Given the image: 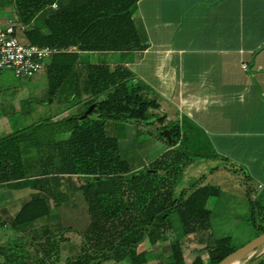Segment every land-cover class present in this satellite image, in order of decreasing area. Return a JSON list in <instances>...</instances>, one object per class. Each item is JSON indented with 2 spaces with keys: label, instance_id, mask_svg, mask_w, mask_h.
I'll return each mask as SVG.
<instances>
[{
  "label": "trees",
  "instance_id": "16d2710c",
  "mask_svg": "<svg viewBox=\"0 0 264 264\" xmlns=\"http://www.w3.org/2000/svg\"><path fill=\"white\" fill-rule=\"evenodd\" d=\"M135 1L0 0L1 6L13 7L14 16L28 25L23 32L26 42L74 49L50 58L46 67L48 93L55 94L70 77L73 98L79 101L85 94L86 107L94 104L85 118L41 121L0 136V185L35 190L21 204L12 225H28L48 218L53 208L69 206V194L80 190L68 187L71 176L108 175L114 184L111 191H80L89 218L83 230L70 226L57 234L45 232L39 240L34 239V255L27 252L25 242L0 243V264H101L105 260L145 264L148 251L140 249L144 243L162 264H216L238 248L229 236L211 239L208 233L211 209L207 201L220 194L217 185L198 182L178 197L174 195V184L192 160L185 146L184 120L161 126L169 130L168 144L172 147L139 170H132L121 157L118 138L108 131L110 121L163 120L155 112L159 108L157 97L151 96L149 87L127 68L91 63L81 56V52L144 47L132 17ZM92 113L94 118L89 117ZM254 202L259 210V200ZM174 213L179 217V231L171 221ZM4 224L0 216V227ZM71 231L81 238L79 252L61 262L65 233ZM263 231L258 225L256 235ZM203 234L207 236V259L197 255L187 262L183 241ZM165 242L169 253L164 255L160 250ZM249 264H264V254Z\"/></svg>",
  "mask_w": 264,
  "mask_h": 264
},
{
  "label": "crops",
  "instance_id": "0c3cea01",
  "mask_svg": "<svg viewBox=\"0 0 264 264\" xmlns=\"http://www.w3.org/2000/svg\"><path fill=\"white\" fill-rule=\"evenodd\" d=\"M132 17L144 44L142 49L81 52V56L97 57L91 63L123 66L145 83L150 95L158 99L159 108L155 112L163 118L161 122H149L152 125L159 128L168 121L184 120L185 146L192 160L174 184V195L178 197L191 185L201 182L202 177L187 185L179 184L196 159L212 156L224 160V166H215L212 172L232 171L229 165L235 164L246 179L256 176V188L249 187L247 192L260 203L264 194V0H136ZM86 96L83 94L79 103H84ZM108 127L119 144L121 131H114L110 123ZM124 128L125 133L127 126ZM161 137L163 147L152 160L132 163L124 158L132 170L146 167L172 147L168 144V129ZM106 176L74 175L67 185L70 190L83 188L84 183L75 181L84 177L85 190L89 191ZM109 177L112 183L107 184L112 186L108 190L111 191L114 184L112 176ZM34 191L29 186L0 185L3 227L23 234V226L14 227L12 220ZM57 217L53 208L45 221L58 224ZM65 237L67 242H63L66 246L62 249L78 254L79 251L71 248H80L81 240L72 232L65 233ZM72 237L77 243H68ZM40 238L27 240L25 248L29 254L37 253L34 239Z\"/></svg>",
  "mask_w": 264,
  "mask_h": 264
},
{
  "label": "rangeland",
  "instance_id": "374dc122",
  "mask_svg": "<svg viewBox=\"0 0 264 264\" xmlns=\"http://www.w3.org/2000/svg\"><path fill=\"white\" fill-rule=\"evenodd\" d=\"M13 16V7L1 6L0 4L1 24H4L8 18ZM23 35V32H17L19 41L25 43ZM87 56L89 57L87 58ZM84 59L96 62L97 57L86 55ZM70 80L69 77L55 94L50 95L48 93L46 69L28 78H18L10 69H3L0 72V135L17 131L41 121H54L66 116L80 117L82 115L80 112L84 109L86 110L89 106L86 107L84 103H79L80 100L78 101L77 98H73V92L68 85ZM89 117L94 118L95 113L90 114ZM137 123L135 120H128L126 122L110 121L112 127L114 125V131H121L118 136L120 139L119 150L121 157L132 161V163L140 159H146V161L152 160L163 147V142L160 141L163 140L161 134H165L166 132V128H157L156 124L152 125L149 122H142L141 124L140 122V127L138 128ZM125 126H127V132L124 133ZM108 129L110 130L109 127ZM122 134H124V137H122ZM195 161V165L186 170L179 184L187 185V183L202 177L200 183L217 185L221 189L219 196L210 197L207 201V207L211 209L210 227L208 230V233H211V239L229 236L232 245L235 247L245 244L256 236L258 225L264 227V194L261 197L260 203H258V210L257 203L252 200V196L250 197L247 192V188L249 187L256 188V176L251 175L246 179L242 173H239L238 167L235 164L229 165L232 171L219 170L218 172H212L211 168L215 166L220 167L224 164V160L220 157L216 159L211 156L209 159L199 158ZM249 167L251 168L248 164L247 170L250 171ZM108 181L112 183L111 177L106 176L104 179H101V182H96L89 191H108L112 187L108 186ZM75 182L78 184L84 183L83 188L72 192V194L70 193L71 195L69 194L67 198L69 206L63 205L56 210L58 214L57 220H59L58 224H49L45 221L46 218H41L36 220L32 224L33 226L31 223L27 225L28 227L23 226V234L18 233L11 227H1L0 243L20 245L24 242L27 243V240L30 241L32 237H43L45 232L57 234L61 229L70 226L76 231L83 230L89 220L80 192L86 188V179L83 177L76 179ZM171 221L173 228L179 231L181 225L177 213L171 215ZM41 222H45V225H40L42 224ZM76 231L71 232L79 241L81 238ZM74 237L70 238L69 244L77 243ZM206 243V234L199 237L192 235L185 239L182 243V248L186 254V261H192L197 255L206 260ZM63 245L66 246V243H63ZM73 247L71 248L73 251H79V248ZM140 249L148 251V260L145 264H162V262L154 259L153 251L147 243L142 244ZM160 252L164 255L169 253L167 242L164 243ZM261 254H264V245L258 247L252 255L242 258L236 264H249L252 258ZM61 255V262H63L67 256H72L73 254H69L67 250L65 252L62 249ZM101 264L127 263L126 261L114 263L112 260H105Z\"/></svg>",
  "mask_w": 264,
  "mask_h": 264
},
{
  "label": "built area",
  "instance_id": "2783aa9c",
  "mask_svg": "<svg viewBox=\"0 0 264 264\" xmlns=\"http://www.w3.org/2000/svg\"><path fill=\"white\" fill-rule=\"evenodd\" d=\"M52 7L56 4L53 3ZM27 27L16 16L8 18L4 24L0 23V72L10 69L16 77L28 78L46 69L53 55L74 51L70 47L20 42L17 32H24Z\"/></svg>",
  "mask_w": 264,
  "mask_h": 264
},
{
  "label": "water",
  "instance_id": "95a60500",
  "mask_svg": "<svg viewBox=\"0 0 264 264\" xmlns=\"http://www.w3.org/2000/svg\"><path fill=\"white\" fill-rule=\"evenodd\" d=\"M94 108V104H91L85 112L80 116V118H85L89 112ZM264 245V231L257 234L255 237H253L251 240L246 242L245 244L239 246L234 251L226 255L224 258H222L218 263L216 264H228L232 261L242 259L246 256H250L254 253V251Z\"/></svg>",
  "mask_w": 264,
  "mask_h": 264
},
{
  "label": "bare ground",
  "instance_id": "6f19581e",
  "mask_svg": "<svg viewBox=\"0 0 264 264\" xmlns=\"http://www.w3.org/2000/svg\"><path fill=\"white\" fill-rule=\"evenodd\" d=\"M242 259H238V260H235V261H232V262H230V263H228V264H236L238 261H241Z\"/></svg>",
  "mask_w": 264,
  "mask_h": 264
}]
</instances>
